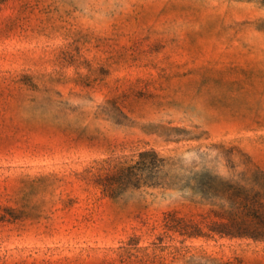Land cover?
<instances>
[{
    "label": "rangeland",
    "instance_id": "obj_1",
    "mask_svg": "<svg viewBox=\"0 0 264 264\" xmlns=\"http://www.w3.org/2000/svg\"><path fill=\"white\" fill-rule=\"evenodd\" d=\"M144 151L264 172V0H0V264H264L166 229L207 232L189 190L104 192Z\"/></svg>",
    "mask_w": 264,
    "mask_h": 264
},
{
    "label": "trees",
    "instance_id": "obj_2",
    "mask_svg": "<svg viewBox=\"0 0 264 264\" xmlns=\"http://www.w3.org/2000/svg\"><path fill=\"white\" fill-rule=\"evenodd\" d=\"M174 164L155 151H144L139 160L102 183L104 192L115 196L128 186H160L189 190L192 202L209 206L207 232L201 223H186L173 214L164 218L168 230L178 229L187 237H214L264 241V172L255 170L240 179H226L210 172L179 178L166 169ZM154 182V183H152ZM198 200H195L197 199ZM205 218V217H204Z\"/></svg>",
    "mask_w": 264,
    "mask_h": 264
}]
</instances>
